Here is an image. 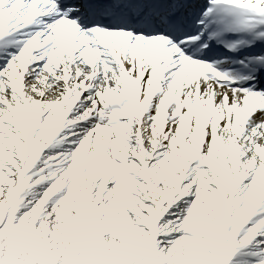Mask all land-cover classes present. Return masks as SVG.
I'll list each match as a JSON object with an SVG mask.
<instances>
[{"label": "snow or ice", "instance_id": "6c2138e0", "mask_svg": "<svg viewBox=\"0 0 264 264\" xmlns=\"http://www.w3.org/2000/svg\"><path fill=\"white\" fill-rule=\"evenodd\" d=\"M0 264H264V0H0Z\"/></svg>", "mask_w": 264, "mask_h": 264}]
</instances>
